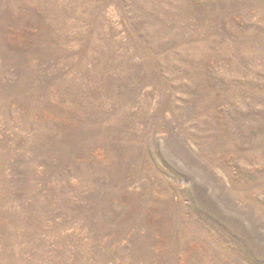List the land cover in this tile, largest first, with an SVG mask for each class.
<instances>
[{"label": "rangeland", "instance_id": "rangeland-1", "mask_svg": "<svg viewBox=\"0 0 264 264\" xmlns=\"http://www.w3.org/2000/svg\"><path fill=\"white\" fill-rule=\"evenodd\" d=\"M0 264H264V0H0Z\"/></svg>", "mask_w": 264, "mask_h": 264}]
</instances>
